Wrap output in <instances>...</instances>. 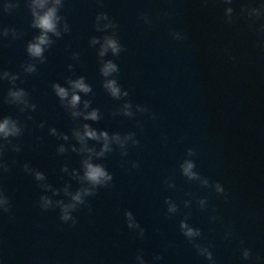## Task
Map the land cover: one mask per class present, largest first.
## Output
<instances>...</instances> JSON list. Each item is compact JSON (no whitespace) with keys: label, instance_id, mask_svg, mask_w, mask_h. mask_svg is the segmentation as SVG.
I'll return each mask as SVG.
<instances>
[{"label":"clouds","instance_id":"1","mask_svg":"<svg viewBox=\"0 0 264 264\" xmlns=\"http://www.w3.org/2000/svg\"><path fill=\"white\" fill-rule=\"evenodd\" d=\"M233 0H223L226 5H231ZM27 7L30 11L32 20L30 27L38 31L31 40L26 44V53L28 61L21 65L22 73H12L9 71H0V81H8L10 87L7 90L6 96L2 98L3 103L14 105L19 112L26 116L27 120H32L30 113L37 110V105L32 102L31 94L23 87L17 86V81L22 82V75H32L38 71L37 65L47 62L45 55L55 43V40L61 39L70 31L69 25L65 17L60 15V10L64 7V0H26ZM19 4L5 3L4 10L7 11L13 7H18ZM234 9L226 7L224 15L227 23L233 21ZM242 14H246L250 20H264V3L255 7H245L241 9ZM140 19L146 24H151V19L146 13H141ZM103 22V23H101ZM95 30L104 33L103 36H93L89 40V45L95 47L99 45L97 50V62L99 73L102 77L101 86L105 92L113 99L122 101L119 107L113 111L112 115L124 116L129 119H135L136 114L149 113L147 106L133 103L127 99L129 91L122 88L117 77L120 72L119 65L112 59H105L109 53L113 57H118L124 51L123 45L117 36L116 29L118 25L113 22L107 13H98L95 17ZM111 30V31H109ZM260 31L264 32V23L260 25ZM11 34L12 39H19L22 35L15 29L3 28L0 29V37L7 38ZM170 36L176 41H183L184 34L181 31L170 28ZM55 38V39H53ZM72 59L79 60V53H73ZM69 72H73V65H68ZM53 94L59 101L60 107L68 114L74 123L71 129V135L58 131L56 127L48 128V134L54 136L59 141L56 148L57 155L63 156L68 152L75 153L80 157L79 168H72L67 165L61 167V172L67 174L71 180L76 181L79 185L75 191L72 190L70 183H65L63 187L56 188L51 183L47 182V177L39 169L31 167L25 163L23 171L34 178L38 187L43 194L40 195L37 206L42 211L59 210V219L62 223H69L70 226H75L78 222L77 217L73 215L81 206H88V198L97 194L98 189L110 188L113 182V175L99 161L116 149H119L120 156L127 157L129 145L135 147L139 145V140L136 138L135 132L109 133L107 130L97 129L92 127L90 122H99L102 119V114L99 108L92 106L91 99H85L94 95L93 87L86 81L84 76L69 75L65 77L64 84L53 82L51 84ZM155 119V114L150 113ZM46 126L45 122H41L38 127L43 129ZM25 127L21 121L12 115L0 116V176L10 171V165L4 158L7 151L19 153L22 150L18 141L24 135ZM37 139H41L37 137ZM166 139V137H165ZM70 140L75 143H70ZM92 141L94 143L90 144ZM197 152L194 148H187L185 158L179 163V171L181 176L186 180L198 182L203 188H212L219 195H226L225 189L219 182L210 181L207 177L202 176L196 170V162L194 157ZM124 161L122 160V167ZM132 169L140 167L139 162L133 161L130 163ZM165 183L169 188H174L175 184L170 179H166ZM51 193V195H47ZM63 195L67 199H54ZM166 212L168 216H173L180 211L178 204L170 197L164 198ZM196 204L201 210L207 207L206 198H199ZM184 208L191 207V201H183ZM89 213L92 209L88 207ZM11 202L3 189H0V213H10ZM125 223L129 230L135 231L139 237H144L145 229L136 220L134 214L130 210L124 212ZM219 216L213 215L210 217L212 222L220 220ZM189 216L185 215L179 221V230L185 239L196 250L197 254L204 257L209 264H215V259L210 246H205L199 243L202 237L201 229L194 227L189 222ZM232 230L225 232V239L232 238ZM241 255L244 260H249L252 256L251 250L242 248ZM153 262H158L163 259L160 254L153 256ZM135 264H148L142 254H137Z\"/></svg>","mask_w":264,"mask_h":264}]
</instances>
